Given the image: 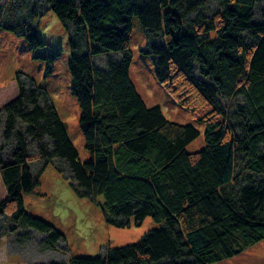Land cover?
Instances as JSON below:
<instances>
[{
  "label": "trees",
  "instance_id": "16d2710c",
  "mask_svg": "<svg viewBox=\"0 0 264 264\" xmlns=\"http://www.w3.org/2000/svg\"><path fill=\"white\" fill-rule=\"evenodd\" d=\"M44 2L70 33L71 92L88 156L80 158L47 90L17 74L16 95L0 109V232L32 229L47 235L48 248L66 242L24 203L54 166L108 224L154 222L136 243L67 264H217L263 241L264 0ZM1 18V30L15 31ZM134 19L157 81L204 127L197 150L189 149L201 137L196 125L148 106L131 79Z\"/></svg>",
  "mask_w": 264,
  "mask_h": 264
},
{
  "label": "rangeland",
  "instance_id": "374dc122",
  "mask_svg": "<svg viewBox=\"0 0 264 264\" xmlns=\"http://www.w3.org/2000/svg\"><path fill=\"white\" fill-rule=\"evenodd\" d=\"M43 3L44 0H0L3 24L15 30L0 29V109L16 95L17 74L31 77L47 90L80 158L84 160L88 154L78 126L80 109L71 92L70 33ZM32 12L36 15L34 21L30 19ZM19 22L23 23L24 28H31L45 43L44 53L43 49H31L30 42L22 36L24 28H14ZM132 25L130 75L139 94L148 106L160 105L170 121L195 124L201 131V137L189 149H199L203 146V125L195 122L159 84L152 60L143 52L147 42L145 33L137 19L133 20ZM53 52L57 56L51 61ZM95 64L104 67L105 59L98 58ZM38 167L34 165L35 172ZM71 184L56 167L49 166L40 177V185L32 194L24 197L27 211L50 223L63 234L66 242L48 248L45 243L47 235L32 229L18 230L12 235L0 232V264H67L71 256H99L107 245L115 247L136 243L154 228L151 218L145 219L139 226L128 228L108 224L100 205L79 197ZM2 196L0 185V198ZM4 227L8 230L10 225ZM217 264H264V240L237 257Z\"/></svg>",
  "mask_w": 264,
  "mask_h": 264
}]
</instances>
